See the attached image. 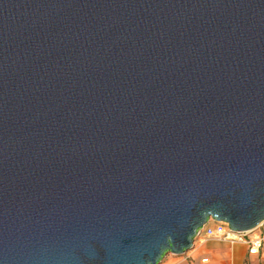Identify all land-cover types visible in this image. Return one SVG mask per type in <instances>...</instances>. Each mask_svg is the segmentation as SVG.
<instances>
[{
    "label": "water",
    "instance_id": "95a60500",
    "mask_svg": "<svg viewBox=\"0 0 264 264\" xmlns=\"http://www.w3.org/2000/svg\"><path fill=\"white\" fill-rule=\"evenodd\" d=\"M264 222V0H0V264H162Z\"/></svg>",
    "mask_w": 264,
    "mask_h": 264
},
{
    "label": "crops",
    "instance_id": "0c3cea01",
    "mask_svg": "<svg viewBox=\"0 0 264 264\" xmlns=\"http://www.w3.org/2000/svg\"><path fill=\"white\" fill-rule=\"evenodd\" d=\"M175 264H264V251L259 256L252 257L243 244L233 245L210 240L198 244L195 250Z\"/></svg>",
    "mask_w": 264,
    "mask_h": 264
},
{
    "label": "built area",
    "instance_id": "2783aa9c",
    "mask_svg": "<svg viewBox=\"0 0 264 264\" xmlns=\"http://www.w3.org/2000/svg\"><path fill=\"white\" fill-rule=\"evenodd\" d=\"M210 240L228 242L233 245L240 243L248 248L249 256H259L264 251V222L252 232L239 234L233 233L227 223H215L211 221L198 236L193 250H195L198 244H203Z\"/></svg>",
    "mask_w": 264,
    "mask_h": 264
},
{
    "label": "rangeland",
    "instance_id": "374dc122",
    "mask_svg": "<svg viewBox=\"0 0 264 264\" xmlns=\"http://www.w3.org/2000/svg\"><path fill=\"white\" fill-rule=\"evenodd\" d=\"M182 257H175L173 255L168 256L162 264H175L177 261H180Z\"/></svg>",
    "mask_w": 264,
    "mask_h": 264
}]
</instances>
